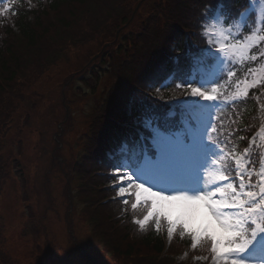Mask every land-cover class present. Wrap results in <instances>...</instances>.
Masks as SVG:
<instances>
[{
  "label": "rangeland",
  "instance_id": "374dc122",
  "mask_svg": "<svg viewBox=\"0 0 264 264\" xmlns=\"http://www.w3.org/2000/svg\"><path fill=\"white\" fill-rule=\"evenodd\" d=\"M155 3L156 0H140L137 7L132 9L123 31L119 32L124 35L122 39H128L130 35L135 37V33L141 32L144 27L152 23L150 19ZM155 25L158 26V23ZM227 29L237 39L242 40L245 37L237 36L235 27H227ZM259 29H261L260 25L257 26L258 35L263 31ZM116 34L118 31L114 34L113 42L107 45V49L114 48L116 38L120 35ZM121 47V51H114L107 56L104 61L108 65H105L106 68L98 69L97 79L87 75L83 78L75 75L80 69L76 65L85 63L87 59L81 60V57V59L77 57V51L73 54L70 48L54 63L51 71L47 67L40 66L41 63L38 64L43 61L44 55L41 57L38 55L35 58L37 61L26 69L20 82L24 83L23 78L27 79L25 90L38 94L32 99L24 100L25 104L17 111L19 122L15 124V119L11 121V125H15L4 130L0 144V264H36L38 259L41 264H84L88 259L94 264V260L98 262L96 255L99 259L97 264H135L136 262L167 264L165 258H160L163 261L156 263V256L151 249L138 245L136 238L124 237V234L116 228H105L109 232L108 236L102 233L95 236L84 232V229L89 228L88 223L82 222V219H85L82 215L85 200L82 198L87 191L81 185L94 189L95 197L97 195L99 197L104 192L98 191L99 179L96 176L88 175L84 171L80 178L77 176L81 171L87 143L95 132V129L89 131V123L95 122L99 117L97 113L102 104L100 101L102 95L100 96L99 93L106 91L109 83L112 84L111 72L116 66L124 62H135L145 52L144 47L135 45L134 42L132 44L126 42ZM52 51L54 50L50 49V52ZM261 54H264V47L257 46L249 52V56H257L256 60H241L239 56L231 54L230 57L235 56L237 64L240 62V71L244 77L248 76L250 81H255L264 71V55ZM104 56L103 50H98L89 62L103 60ZM46 77L49 79L44 80ZM69 77L72 81H68ZM248 77L242 84L230 78L224 85L227 88L229 84H233V89L224 90V94L228 97L226 99L220 94L223 96L220 97L222 99L220 101L236 106L242 97L241 88L245 89L246 84L251 85ZM235 89H238V92ZM92 91L96 92L93 94ZM34 98H36L35 106L28 110L29 103ZM106 99L107 97L104 99V109ZM200 102L204 103L201 99ZM53 112L55 121L51 114ZM211 112L214 115V109H211ZM95 114L96 116L89 120ZM181 122H184V117ZM181 122L179 121L178 130H172L180 132ZM216 126L217 123L214 127ZM233 127L223 134L229 135ZM18 128L20 133L15 131ZM258 138L264 140L263 132L258 134ZM263 144L264 141L260 145ZM230 149H225L222 155L231 153L233 156H239L244 151V149L238 150L236 146ZM261 156L264 161V148ZM247 159L248 157H245V160ZM227 164L233 169L231 175L235 176V165L231 156L228 157ZM215 173V168H208L204 173V182L212 181ZM58 177L61 179V186ZM252 182L255 184L253 180ZM62 201L66 218L63 217ZM79 213L80 217L77 218ZM92 214L102 220L104 218V210L99 206L92 209ZM196 219L197 223H200L203 219L202 213L197 212ZM64 223L65 226L73 224L69 230H65L64 225L60 227ZM98 230L99 228H96V231ZM69 232L74 234L77 244H82L78 252L79 260L76 261L73 257H68L67 260L66 238ZM61 233L64 234L62 237H60ZM129 244L133 246L129 248ZM37 246L38 252L32 253ZM116 248H119L120 253H116ZM128 251L129 254L124 255V252ZM253 264H261V262L254 261Z\"/></svg>",
  "mask_w": 264,
  "mask_h": 264
},
{
  "label": "snow or ice",
  "instance_id": "6c2138e0",
  "mask_svg": "<svg viewBox=\"0 0 264 264\" xmlns=\"http://www.w3.org/2000/svg\"><path fill=\"white\" fill-rule=\"evenodd\" d=\"M258 2L262 5L258 10L249 7L239 13L238 24L246 27L253 12L262 18L254 23L264 24V0ZM226 21L224 17L222 22ZM213 36L218 39L213 40ZM261 42L264 35H258L257 29L250 30L241 40L221 27L207 33L208 47L201 52L209 60L216 59L221 52L239 56L241 60H256L257 56H249V52ZM213 44L217 45L214 50ZM227 75L232 77L234 73L228 71ZM211 82V92L184 79L177 83V88L185 87L191 97L202 98L204 102L189 103L187 99L177 98L175 103L184 114L180 132L172 130L174 125L167 116H140L143 127L149 130L151 146L148 150L135 148L129 155L125 143L119 153L121 158L112 165L111 187L117 190L116 196L123 198L125 205L127 197L134 195L133 210L141 204L145 206L143 217L133 218L140 229L152 221L158 231L166 224L169 240L178 231L181 238H190L192 249L210 246L213 264H253L254 261L264 264V166L255 171V163L245 160L249 156L247 148L239 156L222 155L224 149L211 134L215 128L209 127L213 124L211 109L218 106L217 88ZM160 86L165 87L167 83ZM127 103L136 105L133 99ZM229 156L234 161L235 176L227 164ZM210 167L216 169L215 178L205 183L204 173ZM253 175L258 177L255 184ZM197 212L202 213L200 223H197Z\"/></svg>",
  "mask_w": 264,
  "mask_h": 264
},
{
  "label": "trees",
  "instance_id": "16d2710c",
  "mask_svg": "<svg viewBox=\"0 0 264 264\" xmlns=\"http://www.w3.org/2000/svg\"><path fill=\"white\" fill-rule=\"evenodd\" d=\"M14 1L10 11L0 17V141L4 130L9 128L11 120L15 117L14 113L27 98L25 93L27 79L23 78L24 83H21L20 80L28 66L37 61L35 58L38 55L41 57V55L46 56L51 53L50 57L53 59L51 64H53L62 56V44L79 40V34H84V32H86L84 42L89 43L96 53L104 40L114 37L117 28L128 21L133 6L140 0ZM241 2L242 0H229L226 13L231 14L236 11ZM213 5L214 0H156L150 26L142 29L143 34L139 35V40L130 35L127 41L132 43L134 40H138V45L144 47L148 53H155L158 59L155 57L142 60L137 65L143 66V71L140 74H122L123 78L119 79L116 88L120 90L123 87L127 89V93H130L138 78L137 83L141 79L146 82L153 69L158 68V61L164 56L172 54L173 50H183L185 31L200 28L204 23L203 17ZM225 16L227 15L225 14ZM156 23L158 26L155 25ZM123 37L124 35L120 34V38ZM94 42L96 44L93 45ZM55 43L59 44L55 45ZM115 46H118L117 42H115ZM50 49L54 51L50 52ZM260 88L262 90L264 84ZM115 100L114 107L124 105L128 109L123 112L124 114H120L121 117L132 115V110L138 111L137 103L135 106L127 103L128 95H118ZM239 106L243 107L244 112L236 126L247 124L249 120L250 124L258 121L255 115L256 105L252 97L251 99L250 96L246 97ZM102 131L99 127L96 135L89 141L94 147V149L91 147L90 153L105 158L102 137L104 135L105 138H108V136L102 134ZM114 140L113 138L111 142ZM234 141L239 142L237 138ZM109 144V146L112 145ZM229 148L231 147L227 149ZM96 169L98 167L93 168L91 172L97 171ZM88 215H90V211H88ZM129 228L131 226L126 227L124 237H130ZM137 243L147 249L157 251L161 246L158 231L153 228L146 235L139 236ZM132 246L133 244L128 245L129 248ZM116 249L120 253L119 248ZM124 253L129 254V251Z\"/></svg>",
  "mask_w": 264,
  "mask_h": 264
}]
</instances>
